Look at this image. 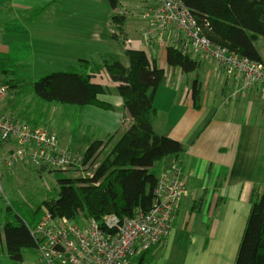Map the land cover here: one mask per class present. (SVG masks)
I'll use <instances>...</instances> for the list:
<instances>
[{
	"label": "crops",
	"instance_id": "0c3cea01",
	"mask_svg": "<svg viewBox=\"0 0 264 264\" xmlns=\"http://www.w3.org/2000/svg\"><path fill=\"white\" fill-rule=\"evenodd\" d=\"M149 4V0H0V34L7 39L0 52L8 53L13 39L21 38L12 55L14 63L27 59L34 80L72 70L81 61L117 60L127 66L128 48L146 51L172 82L180 77L173 87L183 93L168 101V109L154 106L157 115L151 119L156 134L185 147L179 157H168L152 169L159 178L179 163L190 193L173 220L167 259L180 239L185 245L181 254L173 255L174 263L181 258L178 264H236L252 193L264 190V89L257 85L245 96L232 98L239 79L206 57L194 58L200 70L188 76L168 67L165 50L149 45L144 37L142 14ZM118 15L125 18L124 39L115 40L113 19ZM194 83L202 92L198 108L192 97ZM111 97L114 110L88 106L80 112L89 136L96 129L104 135L99 141L109 139L113 144L131 120L121 99ZM58 138L63 151L79 154L72 150L76 138L69 140V147ZM164 250L156 246L151 254Z\"/></svg>",
	"mask_w": 264,
	"mask_h": 264
},
{
	"label": "trees",
	"instance_id": "16d2710c",
	"mask_svg": "<svg viewBox=\"0 0 264 264\" xmlns=\"http://www.w3.org/2000/svg\"><path fill=\"white\" fill-rule=\"evenodd\" d=\"M181 1L211 43L264 65V56L258 48L260 37L264 38V0ZM113 23L116 32L112 38L124 39L121 27L125 18L115 17ZM164 50L168 67L179 69L187 76L200 70V63L192 56L173 47ZM126 55L127 66L117 60L81 61L73 71L45 75L27 90L46 103L81 109L93 106L107 111L115 109L111 96L118 97L131 124L115 143H110L109 139L97 140L83 153L86 162L93 158L97 161L103 145L104 152L111 146L103 154L94 179L83 178L78 169H51L52 174L68 173L56 179L58 198L44 200L35 210H27L16 203L5 206L0 203L6 254L12 264L23 263L24 252L35 251L38 243L32 230L46 214L80 224L85 220L101 222L110 215L124 220L138 213H148L158 184L152 169L166 158L184 153L182 143L156 134L151 123L152 117L157 115L154 99L164 70L144 50L128 48ZM97 80H108L113 88ZM201 93V87L194 83L192 97L196 108L200 107ZM46 171V168L38 169L39 174ZM74 173L81 176L74 177ZM251 206L236 264H264L263 189L253 191ZM152 250L139 257L138 264H148L146 257Z\"/></svg>",
	"mask_w": 264,
	"mask_h": 264
},
{
	"label": "built area",
	"instance_id": "2783aa9c",
	"mask_svg": "<svg viewBox=\"0 0 264 264\" xmlns=\"http://www.w3.org/2000/svg\"><path fill=\"white\" fill-rule=\"evenodd\" d=\"M149 2L142 14L149 45L173 47L193 58L210 59L226 75L239 79L232 98L245 96L257 85L264 89V65L211 43L181 0ZM8 93V85L0 82V151L5 153L0 160V180L2 166L13 170L27 164L63 171L78 169L83 178L94 179L99 166L94 158L86 162L83 154L63 151L58 135L5 113ZM189 194L178 163L159 176L148 213L124 220L110 215L101 222L85 220L80 224L46 214L32 230L38 259L27 264H138V258L152 248L168 245L173 220Z\"/></svg>",
	"mask_w": 264,
	"mask_h": 264
},
{
	"label": "rangeland",
	"instance_id": "374dc122",
	"mask_svg": "<svg viewBox=\"0 0 264 264\" xmlns=\"http://www.w3.org/2000/svg\"><path fill=\"white\" fill-rule=\"evenodd\" d=\"M123 15H118V17H122ZM136 16L139 18L138 14ZM132 35L133 37L137 36L135 32H133ZM121 37L124 38V35L121 34ZM6 40L4 33H1L0 45H3ZM20 42L21 38H14L13 43L8 48L10 51L8 53L0 52V82L12 87L11 89L9 88V93L4 105L5 113L13 114L15 117L18 116V119L24 120L30 124L38 123V125L50 133L58 135L67 147L71 145L69 140L76 138L77 144L72 146V150L78 151L79 154L82 153L89 144L91 145L97 140L104 139V135L100 134V132H96V129H94L93 134L90 136L87 134L82 125L84 123L82 122V113L79 107L46 103L27 92V90L29 91L30 85L37 79H31L33 72H31V68L27 67V59L20 61L19 65L14 63L17 61L12 55L16 54V51H18L17 48L21 44ZM258 48L264 52V38L262 37H260L258 41ZM25 53H27V51ZM179 78H174L175 81L172 82L168 76H163L155 95L154 106L160 109H168L170 105L168 101L173 100L177 94L183 93V91L179 89L178 92H175L173 87V84H178L177 80ZM97 81L110 87L112 86V82L108 80ZM87 141L88 145H86ZM110 149L111 146H107L104 152L103 145L102 152H100L98 156V165H100V161L104 158V153H107ZM4 155V151L1 150L0 160H3ZM38 169V167L31 164L19 166L13 170L6 169L3 166L1 167L0 203L2 206L16 203L27 210H35L44 200L48 198H58L56 179L68 173L52 174L50 172L52 170L46 168V173L39 174ZM19 170L22 171L19 172ZM81 175L78 173L72 174L74 177H79ZM3 221V214L0 212V264H12L6 254ZM184 245V242L178 239L173 247L170 260H168L167 258L170 253L169 241L163 252L150 254L146 257V262L148 264H173V255L181 254ZM23 256L24 261L20 264L32 263L38 259L36 251H26ZM159 256H161V261L157 260ZM180 259L181 258L174 264H178Z\"/></svg>",
	"mask_w": 264,
	"mask_h": 264
}]
</instances>
